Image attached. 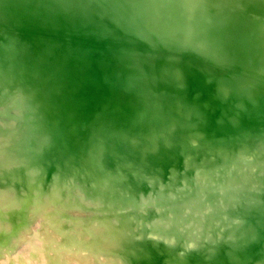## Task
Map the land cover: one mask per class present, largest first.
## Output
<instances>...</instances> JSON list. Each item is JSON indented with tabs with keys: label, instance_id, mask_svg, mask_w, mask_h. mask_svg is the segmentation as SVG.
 Returning <instances> with one entry per match:
<instances>
[{
	"label": "bare ground",
	"instance_id": "1",
	"mask_svg": "<svg viewBox=\"0 0 264 264\" xmlns=\"http://www.w3.org/2000/svg\"><path fill=\"white\" fill-rule=\"evenodd\" d=\"M0 264H264V0H0Z\"/></svg>",
	"mask_w": 264,
	"mask_h": 264
}]
</instances>
